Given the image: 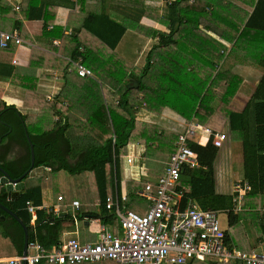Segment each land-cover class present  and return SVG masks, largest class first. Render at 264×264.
<instances>
[{
	"label": "crops",
	"instance_id": "1",
	"mask_svg": "<svg viewBox=\"0 0 264 264\" xmlns=\"http://www.w3.org/2000/svg\"><path fill=\"white\" fill-rule=\"evenodd\" d=\"M5 1H7L12 6V12L15 14L11 15L7 12V14L3 15L0 11V18H2L0 21V32L10 33L16 30L19 32L23 40V44L20 46L15 44V47H11L8 50L0 48V64L12 66L16 69L15 76L9 80L0 77V165L6 164L8 167L6 170H9L14 178L22 176L31 165V153L28 137L32 140V142H36L42 133L52 131L54 128L56 129V123L60 121L61 116L66 118V115L63 113H58L59 115H55L57 113H55L52 108L43 104L42 98L35 97V94H37L44 97L45 101H51L56 99L59 94L63 93L64 91L65 83L60 78V76H62V72L59 68H61L68 57H70V53L71 51L73 52L75 43L71 40V38L65 39L64 37H60V33L52 32L54 27L58 28V31H61L63 35L64 33L71 35L73 32H75V35L78 34L77 41L82 43L80 51L83 52L86 49L85 57L90 63L94 74L93 79L89 80V82L96 81L97 78H99V73H101V76L106 74H117V64H124L125 66L130 64L131 70L134 71V62L135 65L142 64L143 67L145 64H147V61L150 58L151 66L155 67L157 62L156 58H164L169 61L170 64L174 65L176 60H178L175 57L181 53L179 47L181 45H188L181 36L191 31L193 27L189 22L185 26H181L179 33L176 34L175 37L177 44L166 48L161 47L160 52L159 50L157 51L162 55V57L158 55L155 57V47H157V49L160 48L158 37L159 33L165 35L170 34L169 26L167 24V5L173 0H82V2H78L77 0H56L55 2H58V5L49 7L46 12V14L50 16V25L46 29L45 34L44 21H28L24 19V17H21L22 31L17 29L15 26V21L16 17L20 16L21 10L23 9V0ZM204 1L222 7L227 0H224L223 2L222 0H220L221 2L219 0ZM241 1L242 0H240L239 4L237 5H242ZM72 2L75 3V8L70 6ZM192 2H194V0H192ZM16 7H19L18 11H16ZM241 8L249 15L252 14L254 9L248 8L245 5H242ZM235 11L241 15L239 10ZM90 14H106L119 26L124 25L127 28L116 50H107V48L97 39V37L93 36L91 33L82 28L84 19ZM201 30L203 31L202 36L205 37V40H200V43L199 40H197V45L200 46V49L193 56L195 57L194 60H197L193 65L195 71L198 72V78L200 77L199 69H208V67L212 64L215 66H218L219 64L221 65L222 69H227V65L225 63L227 60L225 57H227L230 50L235 46L236 43V40L233 42H228L225 38V35L221 36L214 31H210L205 27V25H199L197 31L200 32ZM50 33L54 35L47 36V34ZM214 40L216 42H214ZM55 41L59 42V45L54 44ZM219 44L229 49V51L226 52L224 59L220 63L216 58L213 57L216 55V50L214 48L218 47ZM237 46L239 47L238 51L236 52L235 59L230 60L231 66L226 71H224L225 74L222 76V78H233V76L237 78H234L237 90L234 97H232L233 103H231V105L236 112L240 113L243 112L250 103L257 86L264 77V65H261L264 64V36H255L253 34L248 35L246 39L241 41L240 44L238 43ZM210 47H212L211 50H209ZM223 50L221 51V54L224 53ZM11 51L14 52L13 55L10 54ZM187 52L190 53L189 50H187ZM196 55L208 56L213 61L208 60L205 57H203L205 60L203 61L199 58H196ZM80 60L83 59L80 58ZM72 62L74 63L78 61ZM110 62L111 65H109ZM18 67L22 68L23 70L17 73ZM170 67V65L167 66L164 72H167L168 74L172 72L173 70L171 71ZM18 74H20V79H23V81L27 83L30 82L29 79L31 78L35 79L33 84H28L29 87L34 86L33 91H35L30 95V102L29 100L26 101L27 87H25V85H21V80L17 81L14 79ZM132 75L133 73L124 74V76H127L128 80H132ZM213 78L214 84L211 87V89H213V93L216 95L224 94L228 87L226 80L217 82V79L222 78L215 79V74L211 79ZM77 80L80 82H86L85 80L79 78H77ZM154 99L158 100L157 98ZM216 99L217 98H214L215 101L212 103V105H216ZM4 104L7 106V109H4ZM117 104L118 102L116 105ZM12 107L16 108L18 114L10 109ZM148 107L150 108V106ZM143 109L144 108L142 107H136L132 109V113L134 114L133 116L137 122L139 121L147 123L143 125L148 126L152 125L150 123H154L153 120L155 123L159 120L157 116L149 114ZM129 111L131 112V110ZM72 115L73 113L70 114V117ZM23 117L26 118V121H23ZM220 119H223V128L228 127V129H230L228 119L224 117V115H220V117L217 116L216 121ZM66 121H69V119L67 118ZM250 121L251 126L255 127L256 124L253 112L251 113ZM189 123L200 124L195 119H193L191 121L186 120L181 124L178 123L177 126H179V130L182 128L183 130L181 132H183L186 128V125ZM69 124L71 125L70 121ZM92 126L98 127L96 123H93ZM211 129L216 132L226 134L227 141L229 138L228 143H233L229 136V132L224 130L220 131L214 128ZM95 132L98 133V130ZM31 135L37 139L33 140ZM140 135V137L137 136L138 141L136 142L140 141L141 143H144L145 139L141 132ZM54 138V135L49 136V141H53ZM74 138H76L77 144L88 143L91 141V138L87 136V132H83L79 136L75 135ZM44 141L45 138L43 142ZM64 142L65 141L61 142L60 145L65 148L63 151H66V142ZM238 143L241 145L242 154L239 148L238 151L237 148H233V152L237 154L235 155L234 161L238 160L240 161V164L244 166L242 142L237 139L235 144ZM139 148H141V145H139ZM66 154L67 157H70L69 150ZM144 154L145 150L143 149L141 154L142 157ZM143 160L144 158L139 162H143ZM49 170L50 168L45 167L44 170L35 171V176L37 174H39V176L29 179L35 180L37 178L39 179L44 177L43 175L45 172ZM236 173L237 175L234 176L235 178L233 177L235 181L231 184L230 193L228 194L218 191L216 181V192L218 194L226 196L235 194L236 184L238 182L242 183L244 180V168L241 177H239L238 171H236ZM86 174L92 175V173L89 172ZM132 177H134V179ZM155 178L151 180H154ZM131 180L139 181L137 179V175L132 174L130 170V174H128V176H126L122 181L121 192L127 193L126 186ZM24 183L27 187L25 181ZM184 189L190 191V187H185ZM42 193L43 205L34 206L31 204L35 207L34 214H31V212H29L27 209V212L31 215L30 226H27L23 220L13 211L29 228V232L32 231L34 235H36L37 230L40 227V232L38 230L39 235L42 238L48 236L49 232L46 228V218L49 223H53L55 221L54 218L58 217L60 219H64L61 224L62 232L59 237L61 243L70 239H78L82 244H92L98 242L101 228L105 225H103L96 217V214L100 213L101 211L100 208L102 203L100 201L97 185L94 180L87 177L81 181L74 182V184H72L70 187H67V189H65L62 193H59L57 199H54L53 196H49L44 188H42ZM59 197H62L63 200L59 201ZM253 199L254 198H248L247 204H255V202L258 203L259 209L256 212H259L261 215L264 213V196H262V198L257 201H254ZM76 201L80 203L79 208L73 206V203ZM79 215L82 217L81 220L77 219ZM0 216L5 215L0 213ZM9 217L14 219L11 216ZM37 219L40 220V223L38 224ZM0 223H2L0 226V264H8V259L18 257L23 254L24 243L22 245V252L20 254L21 241L19 230L13 223V220L8 219L5 216V220L0 221ZM17 223L20 225L18 221ZM106 227L112 232L118 231V220L116 219V223L114 225ZM232 237L234 240L235 237L233 234ZM35 240L37 239L35 238ZM89 264L116 263L102 262Z\"/></svg>",
	"mask_w": 264,
	"mask_h": 264
},
{
	"label": "trees",
	"instance_id": "2",
	"mask_svg": "<svg viewBox=\"0 0 264 264\" xmlns=\"http://www.w3.org/2000/svg\"><path fill=\"white\" fill-rule=\"evenodd\" d=\"M55 1L56 0H23V9L21 10V14L20 16L16 17V28L22 31L21 17H24V19L28 21H44L45 34L46 29L50 25V16L46 14V12L49 7L58 5V2ZM77 1L82 2V0ZM223 1L224 0H222V2ZM239 2L240 0H227L224 5L220 7L210 4L209 2L207 3L204 0H194V2H192V0H173L172 2H170V4L167 5V24L169 26L170 34L165 35L159 33V47L166 48L176 45V34L179 33V29L181 26H185L189 22L190 25L193 26L192 30L188 33H185L181 37L190 46L181 45L179 48H182L184 52L186 51V56L184 57L185 59H189L192 63L196 62L197 60H194L195 57L193 56L200 49V46L197 45V40H199V43L200 40H205V37L202 36L203 31L201 30L200 32H198L197 30L199 28V25H205V27L210 31H214L215 33L221 36L225 35V38L228 42H233L234 40H236L235 46L230 50L227 57H225L227 50H229L227 47H223L221 44H219L218 47L214 48L216 50V55L213 57L216 58L219 63L225 57L227 60L225 63L229 68L231 66L230 60L235 59L236 52L238 51V43L240 44L241 41L245 40L246 37L251 34L255 36H264V0L241 1L242 5H245L248 8H254L251 15H249L245 10L241 8L242 5H237L239 4ZM70 6L72 8L76 7L75 3L73 2L72 4H70ZM235 10H239L241 12V15L236 13ZM0 11L3 15L7 14V12L11 15L15 14L12 12V6L5 0H0ZM1 20L2 18H0V21ZM82 28L91 33L93 36L97 37V39L102 42V44L107 48V50H116L127 29L124 25L119 26L113 21V19L109 18L106 14L87 15L84 19ZM52 32L60 33V37H64L65 39L71 38V40L75 43V47L73 49V52L71 51L70 57H68L62 67L59 68L62 72V76H60L62 81H70V83H74L77 78L85 80L86 82H89V80L93 79L79 77L76 67L72 62L79 61L80 58H82V64L93 72L90 63L85 57L86 49L83 52L80 51L82 43L77 41L78 34L75 35V32H73L71 35H67L65 33L63 35L62 32L58 31V28L56 27L53 28ZM53 35L52 33L47 34V36ZM214 42L216 41L214 40ZM15 46V43H10L9 47L6 49L8 50L11 47ZM211 48L212 47H210L209 50H211ZM187 50H189L190 53H188ZM222 50L224 53L221 54ZM178 56L175 58L178 59ZM196 56V58L199 57V59H203V57H205L206 59L211 60V58H209L208 56ZM174 65L175 70L173 69V71L169 73L167 79H174L177 80V82L179 83L185 77L184 75L175 76L176 68L178 70L179 67H181V61L176 60ZM261 65L263 66L264 64ZM150 66L151 59L149 58L144 68V72L149 71L151 69H149ZM1 69L5 71H2ZM15 70L16 69L12 66L0 64V77L9 80L10 78L15 76ZM224 74V72H218L215 79L222 78ZM163 76L164 78H166L167 74ZM195 77H197L198 79V72H195L194 76H192L191 78L194 79ZM100 78L103 79L104 83L111 82V86L107 84L106 86L111 92H113L114 89L115 92L113 93L115 95L119 94V96L117 95L119 99L118 104L116 106H118L119 109H121L127 117V119L124 117L121 118V130L119 131V133L113 134L112 132H106L105 128H102V126L96 123L97 120L94 116H92L93 113L91 112L89 116L85 117V119L80 122V125L82 126L80 129L77 130L76 134H67L70 128L69 121L72 122L70 120V114L72 113L71 109L74 108V103L64 97L62 98L63 100H66L67 102L71 103V105H69L70 107L67 109L64 107L62 108V110H57V105H59V101L61 100L60 95H64V93L59 94L56 100L53 101H45L44 97L35 94V97L43 99V104L52 108L55 113L56 110L58 111L57 113H63L64 115H66V118L61 116L60 121L56 123V129L54 128L52 131L42 133L38 139L35 138L33 135H31V138L33 140L37 139L36 142L33 141V143H35L34 150L36 156L35 168L47 167L50 168L52 171H65L70 175H80L88 172L92 173L95 183L97 185L100 201L102 203L100 208L101 211L100 213L96 214V217L103 225L110 227L111 225H114L116 223V217L113 212L108 211L106 209L105 200L107 196L115 195L116 192L118 193V195L121 194L122 181L124 180L121 174L120 167L121 151L129 145L131 139H138L137 136H141L140 132L141 134H143L145 141H147V139H151L152 141H154L155 138L162 141L165 140V137L164 133H162L159 128H156L151 125H142L143 127L141 128L143 129L138 128L137 130V120L133 116V113L131 114V112L129 111V107L133 106V104L129 105L131 100L130 94L132 92H135L136 90L129 89V82L133 80L130 79L129 81H127L125 79L124 83L118 84L112 74H106L104 76H101ZM234 78L236 77L233 76V78L217 79V82L226 80V82L228 83L226 92L222 95H216L213 93V89H211L212 86L209 87L210 90H208V93L204 95V99L200 101L201 105L199 106V108H197L199 102L196 103L194 108L188 107V102L186 100L183 102V105L186 107L187 110L191 111V115L187 117V120L191 121L195 119L198 123L203 125L201 123L203 122V119L200 118L211 117L216 109L221 111L220 106L222 103V111H227V114L223 115L228 119L231 131L233 133H236L235 135H242H239L238 139L242 142L243 147L244 180L242 183H248L251 187V191L244 197V202L240 206L241 210L238 211L239 213H241L243 212L244 208H255V210L259 208V205L256 202L255 204H247L248 198H254L253 200L257 201L260 199V197L264 196V77L257 86V89L255 90L253 97L250 100V103L247 105L244 111L240 113L236 112L232 108H229L231 99L232 97H234L235 92L237 90ZM14 79H19L21 81L23 80L20 79V74L16 75ZM29 80L33 82L35 81V79L33 78ZM117 84L118 86L116 87ZM124 84L126 87H123L125 88V91L122 93V86H124ZM138 84V89L143 92L151 93L156 90L154 89V87L152 88L151 86L145 85L141 81ZM21 85H25V87H27L26 101L29 100L30 102V95L31 93L35 92L33 91L34 86L29 87L28 84H23V81ZM200 87L192 86L188 88L189 90H184V92L186 95H190V99L195 102L196 99L199 97ZM65 88L66 86L64 87V90ZM179 90L181 91L180 87ZM153 95L158 100L152 99ZM153 95L150 97L148 95V98L146 99L147 105L152 107V104H160L162 106L163 100H160V97H157L156 94ZM214 98H217L216 105H212V103L215 101ZM219 99H221V102L220 106L218 107L217 102ZM95 100L97 101V103H100L97 97L95 98ZM4 109H7V106L5 104ZM10 109H12L13 111H15L16 114H18V111L15 107H12ZM179 111L184 113V111H182L181 109H179ZM252 112L256 124L255 127L251 126L250 117ZM67 118L69 119V121H66ZM23 121H26L25 117H23ZM93 123H96L99 128L96 126H92ZM97 130L98 133L95 132ZM136 130L137 132L133 133ZM83 132H87V136L91 138V141L82 144H77L76 142V146L74 147L75 140H73L72 138H74L75 135L79 136ZM133 134L134 137L132 138ZM53 135L55 138L53 141L50 142L49 136ZM178 135L177 137H175V142L177 141ZM44 138L45 141L43 142ZM63 141L66 142V151H63V149L65 150V148L60 145ZM192 149L199 155L200 168L196 170L185 169L183 173V179L181 182H183L185 177L189 178V181H184L187 184V187H190V193L188 194V196L191 199L195 200L198 206L203 210L233 209L235 206L234 199L236 197V194L226 196L220 195L216 192L214 163L219 154V149L213 146L212 143H209L206 147L192 145ZM68 150L70 152V157H67L66 154ZM175 151L176 145L170 154H173ZM1 166L4 169H8L6 164H3ZM163 173L164 170L158 176H161ZM1 177L2 175L0 173V178ZM24 181L26 182L27 187L23 191L20 200L17 202L9 201L8 194L5 188L2 187L0 184V203L4 204L12 211H14L27 226H30L31 215L27 212V204L31 203L34 206L43 205L42 182L44 181V178L41 177L39 179L37 178L35 180H31L29 179V177H25ZM180 183L178 184V188H183L182 186H180ZM144 184L145 182L136 180H131L127 183L126 190L129 197V202L126 205L127 209H129L130 205L134 203V198L143 199L138 195V192L141 191L142 188H145ZM0 213L5 215L8 219L13 220V223L18 228L21 241V254L22 245L24 243L23 228L17 223V221L10 218L1 209ZM256 214V224L254 227L257 231L259 230L262 233V235L258 236L259 243H264V213L260 215L259 212H256ZM54 219L55 221L53 223H49L46 218V228L49 232L48 236L42 238L39 235V227V232L37 230L36 235H34L32 231L29 232V241H33L36 238L40 244H42L48 249H51L52 247H58L61 244L59 237L62 232L61 224L64 219H60L58 217H55ZM77 219L81 220L82 217H80L79 215ZM229 221V227L234 228L240 221L239 215H236L235 213H230ZM38 223H40L39 219H37V224ZM1 224L2 223H0V226ZM231 232L232 229L226 232L227 242L229 245L235 246V241L233 240Z\"/></svg>",
	"mask_w": 264,
	"mask_h": 264
},
{
	"label": "built area",
	"instance_id": "3",
	"mask_svg": "<svg viewBox=\"0 0 264 264\" xmlns=\"http://www.w3.org/2000/svg\"><path fill=\"white\" fill-rule=\"evenodd\" d=\"M19 7H16V11ZM10 43L20 46L23 40L18 31L0 32V48ZM54 44L59 45L55 41ZM78 76L93 78V72L82 64L73 63ZM205 140V142H203ZM227 142V135L197 123H189L178 135L176 151L169 157L164 173L154 180L146 181L145 188L138 195L150 206L145 214L127 209L128 193L107 196L105 207L115 214L119 230L112 232L106 226L101 228L98 242L82 244L70 239L58 247L48 249L37 240L29 241L27 252L8 259V264H84L113 262L116 264H193L216 263L264 264V255L245 253L227 242V229H223L220 214L240 211L244 197L250 193L248 183L235 186L236 197L233 209L203 210L188 194L190 191L178 188L185 169L200 168L199 155L192 145L206 147L212 143L218 149ZM127 164L137 166L142 155H127ZM134 179V177H132ZM63 200L59 197V201ZM34 214L35 207L27 204ZM80 207L78 201L73 203Z\"/></svg>",
	"mask_w": 264,
	"mask_h": 264
},
{
	"label": "rangeland",
	"instance_id": "4",
	"mask_svg": "<svg viewBox=\"0 0 264 264\" xmlns=\"http://www.w3.org/2000/svg\"><path fill=\"white\" fill-rule=\"evenodd\" d=\"M20 12V11H19ZM7 28V27H6ZM161 50V48L155 49V57L156 55L162 57V55L157 51ZM181 53L178 56V61H181V67L175 71V76L177 75H184L185 77L181 80V82H177V80L174 79H167L168 73L164 72L165 68L167 66H171V71L175 70V65L170 64L169 61H167L164 58H156L157 62L155 64V67L150 66L149 69L151 70L144 72V68L146 64L142 67V64H136L133 63L134 71L131 70L130 64L128 65H120L117 64V74H114V79L117 81L118 84L124 83V80L127 79V76H124V74H132L131 76L132 80L129 82V89L130 84L135 83L138 86L131 88L136 89L135 92H132L130 94L131 100L130 104H133V106L129 107V110H131V114L133 112V108L136 107H142L143 110L147 111L149 114L155 115L159 118L158 121L153 120L154 123L151 126H154L156 128H159V130L164 133L165 140L160 141L159 139H156L152 141L151 139H147L144 143L142 142H136L138 139L130 140L129 145L124 148L121 151V174L122 177L125 178L131 173L134 175H137V179L139 181H150L151 179L157 177L162 173V171L165 168V162L167 163L170 153L173 151V148L175 147V137H177L178 133H180L183 129L179 130V126H177L178 123H183L187 120V117L191 115V111L187 110L186 107L183 105V102L186 100L188 102V107L194 108L197 102H199L197 108L201 105V100L204 99V95L208 93L209 87H211L214 84V78L212 76L215 74H218V72L223 73L228 69H222L221 66H215L210 65L208 69H199L200 77L197 79L195 77L192 79L191 77L195 74V68L194 63L191 62L189 59H185L184 57L185 52L182 48H180ZM3 51V50H2ZM229 51V50H227ZM10 54H14V52H10ZM199 58V57H198ZM202 59V58H201ZM205 61L204 59H202ZM111 65V62L109 63ZM211 70H210V69ZM17 73L21 72L23 69L18 67ZM167 74L166 78H164L163 75ZM116 75V76H115ZM99 78H97L96 82H80L76 80L74 83L70 81H65V90L64 95H60L61 100L59 101V105L57 110H62V108H69L71 103L67 102L66 100H63L62 98L66 97L68 100L72 101L74 103V108H72L73 115L71 116V125L68 130L67 134L74 135L76 134L77 130L81 128L82 125H80V122L85 119V117L89 116L91 112L93 113L92 116L95 117L97 120L96 123H98L102 128H105L106 132L108 133H119L121 130V118L124 117L127 119L124 112L119 109L118 106H116V103L118 102V96L119 94L115 95L113 92H111L107 86H111V82L104 83L103 79L101 77V73L98 74ZM139 80V81H136ZM17 81H20L19 79ZM23 81V80H22ZM144 83L145 85L151 86L152 88L156 89L154 92H143L139 90V82ZM62 82V81H61ZM26 84H33V81L30 82H24ZM116 85V87L118 86ZM126 84V83H125ZM122 86V93L125 91L126 87ZM17 85V84H14ZM192 86H198L200 87V94L199 97L194 102L192 99H190V95H186L184 90H189L188 88ZM20 87V86H19ZM162 87V88H161ZM179 87L181 88V91L179 90ZM97 92V93H96ZM138 93V94H137ZM153 94H156L157 97H160V100H163L162 106L160 104L154 105L152 104V107L148 108L146 103V99L152 96ZM190 94V93H188ZM99 99L100 103H97L95 98ZM145 97V99H144ZM155 96H152V99H154ZM56 100V99H54ZM231 99V103H233ZM53 101V100H52ZM191 102V103H190ZM221 99L218 100L217 106H220ZM229 105V108L233 109V106ZM145 106V107H144ZM235 106V105H234ZM222 103L220 106V110L216 109L212 117H203L200 119H203V122H201L204 126L209 128H214L220 131H227L229 132V136L231 138V141L233 142L224 144L222 149H219V154L217 156V159L214 163L215 171H216V181H217V187L218 191L224 194L230 193L231 184L235 181L234 176L237 175L236 171L239 173V177H241L244 166L240 164V161L235 159V152H233V148H238L241 150L242 154V148L241 145L235 144L237 139H239V135L241 134L233 133L231 131V128L228 129V127L223 128V119L217 120V116L220 117V115L227 114V111H222ZM179 109L184 111V113L180 112ZM186 109V110H185ZM56 110V113L58 112ZM136 111V110H134ZM60 113V112H59ZM58 114V113H57ZM134 115V114H133ZM185 115V116H184ZM216 115V116H214ZM205 118V119H204ZM143 122H137V130L138 128H141ZM137 130L133 133H136ZM158 130V129H157ZM180 131V132H179ZM148 133V132H147ZM134 137V134L132 138ZM75 140L74 147L76 146V138H72ZM139 145H141V148H139ZM143 149L145 150V154L142 158H144L143 162H139L137 166H130L127 164V155H134V156H141ZM147 153V154H146ZM44 181L42 182V186L45 189L46 193L49 196H53L54 199H57V196L59 193H62L67 187H70L74 182L81 181L83 179H86L87 177L94 180L93 175H88L86 173L80 174V175H70L65 171H52L51 169L43 175ZM234 177V178H233ZM183 179V175L181 178V181ZM95 181V180H94ZM180 181V182H181ZM189 181L188 177H185L183 182H179L180 186L187 187V184L185 182ZM93 182V181H92ZM240 183V182H238ZM237 183V184H238ZM143 189V188H142ZM262 197H260L261 199ZM134 203L130 205L129 210L134 211L139 214H145L148 210V207L150 206V203L144 199H133ZM241 209V208H240ZM259 209V208H258ZM250 208H244L243 212L239 213L237 212L236 215H239V223L234 227H229V221H228V215L226 214H220V221L221 226L223 229H232V234L234 235L235 239V246L239 251L249 253L255 252L258 255H264V243H259L258 236L262 235V233L255 229L256 224V212L258 211ZM259 222V221H258ZM87 264V263H86ZM89 264V263H88ZM193 264H211V263H199L194 262ZM221 264V263H220ZM229 264H246V263H240V262H232Z\"/></svg>",
	"mask_w": 264,
	"mask_h": 264
},
{
	"label": "water",
	"instance_id": "5",
	"mask_svg": "<svg viewBox=\"0 0 264 264\" xmlns=\"http://www.w3.org/2000/svg\"><path fill=\"white\" fill-rule=\"evenodd\" d=\"M138 85L135 83L130 84V89L137 87ZM29 144H30V153H31V165L29 169L20 177L14 178L9 170L4 169L0 165V173L2 177L0 178V184L2 187L5 188L9 200L12 202H17L20 200L21 193L25 190L26 186L24 183V178L29 177V178H35L39 176L37 174L35 176V171H41L44 170L45 167H39L35 168V161H36V156H35V150H34V143L32 140L28 137ZM0 209L4 211L6 214L9 216L13 217L15 220H17L22 228L24 229L25 237H24V246H23V253L25 254L27 252V246L29 243V228L19 219V217L12 211L10 210L7 206L4 204L0 203ZM5 220V216H0V221Z\"/></svg>",
	"mask_w": 264,
	"mask_h": 264
},
{
	"label": "bare ground",
	"instance_id": "6",
	"mask_svg": "<svg viewBox=\"0 0 264 264\" xmlns=\"http://www.w3.org/2000/svg\"><path fill=\"white\" fill-rule=\"evenodd\" d=\"M204 142V141H203Z\"/></svg>",
	"mask_w": 264,
	"mask_h": 264
}]
</instances>
